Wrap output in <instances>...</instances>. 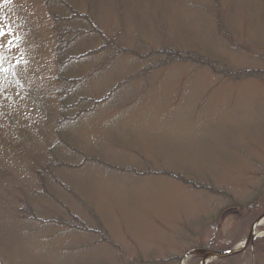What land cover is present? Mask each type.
Listing matches in <instances>:
<instances>
[{"label":"rangeland","instance_id":"1","mask_svg":"<svg viewBox=\"0 0 264 264\" xmlns=\"http://www.w3.org/2000/svg\"><path fill=\"white\" fill-rule=\"evenodd\" d=\"M67 1L114 44L87 34L64 65L45 2L0 0V264H198L213 238L243 242L241 217L216 222L230 199L198 186L264 203V78L149 55L264 70V0Z\"/></svg>","mask_w":264,"mask_h":264},{"label":"trees","instance_id":"2","mask_svg":"<svg viewBox=\"0 0 264 264\" xmlns=\"http://www.w3.org/2000/svg\"><path fill=\"white\" fill-rule=\"evenodd\" d=\"M48 7L51 15L54 16V26L53 28L56 29L57 38L55 39V53L57 59L61 61L64 65L70 63V60L73 61L74 58H81L87 53H79L76 54L75 52H70L73 47L70 44L76 40L81 39V37H85L87 34L90 33H97L103 40L104 46L108 43L114 44L113 41L107 38V35L98 28L97 24H94L93 21L88 17L87 14L81 12L77 7L71 5L67 0H43ZM62 13L67 11V16L58 15V12ZM67 20L70 22V25L61 24V22ZM90 24V27H85L86 25ZM73 36L75 38H73ZM80 37V38H79ZM110 41V42H109ZM115 49V46L113 47ZM124 48V47H122ZM92 50H89L91 52ZM122 51L119 47L117 48V52ZM133 53V52H132ZM159 56L162 59L163 63H168L172 61H179V62H192L198 64L199 66H206L214 71L216 74L234 78H248V77H256V78H264V70L261 69H241L234 71L231 69L230 66H226L223 68H218L215 63L211 62V60L207 59L201 61L196 55L189 53L187 51H182L178 49H174L172 47L161 48L159 50H152L150 55ZM81 78H71L66 79L61 89V92L64 94V98L67 99L64 105L65 108H70L72 103H69L68 100L70 99L72 94L74 93V89L77 87L79 82H81ZM71 85V87L69 86ZM70 87V88H69ZM71 94V96H70ZM107 97L104 96L98 101H94L95 103L102 102ZM92 105V104H91ZM90 105V106H91ZM86 109V108H85ZM85 111V110H84ZM79 112L77 115H79ZM63 166L62 161L51 162L47 168H58ZM175 176L174 174H171ZM179 179H182L181 175H177ZM188 184H197L184 180ZM198 188L206 189L214 194L225 195L227 198L230 199V203L224 207H222L218 215L216 217V222H223L224 218L228 215L234 216L235 218L241 217L246 224L251 225L257 217L264 212V203H261L259 200V195H255L254 197L250 198L247 202H241L237 199H232L231 195L225 191L220 190L213 185H206L200 184ZM240 218V219H241ZM83 225L81 223L80 228L83 229ZM85 228V227H84ZM260 229L264 228V225L259 227ZM89 230V228H86ZM97 232V230H95ZM100 233V232H98ZM102 241L109 242L106 237L101 239ZM238 243V238L231 240V241H223L222 236H218L217 238H213L210 244L207 246L209 249L217 250V251H224L233 248ZM114 246V245H113ZM202 246L198 245L196 248H201ZM254 248V250L252 249ZM120 249V247H119ZM264 256V236L257 237L251 245H249L243 252L234 255V256H227L216 261L211 262L210 264H261L260 257ZM177 261L178 257H171L170 261Z\"/></svg>","mask_w":264,"mask_h":264},{"label":"water","instance_id":"3","mask_svg":"<svg viewBox=\"0 0 264 264\" xmlns=\"http://www.w3.org/2000/svg\"><path fill=\"white\" fill-rule=\"evenodd\" d=\"M262 224H264V213L259 215L257 219L252 223L244 241L240 243L239 245L231 249L225 250V251H216V250H210V249L193 250L185 256L184 260L186 261L188 258H190L193 255H200L201 260L199 264H209L210 262L223 258V257L237 255L243 252L253 242V240L258 236L256 229L259 225H262Z\"/></svg>","mask_w":264,"mask_h":264},{"label":"snow or ice","instance_id":"4","mask_svg":"<svg viewBox=\"0 0 264 264\" xmlns=\"http://www.w3.org/2000/svg\"><path fill=\"white\" fill-rule=\"evenodd\" d=\"M5 33L2 31V30H0V36H2V35H4Z\"/></svg>","mask_w":264,"mask_h":264}]
</instances>
